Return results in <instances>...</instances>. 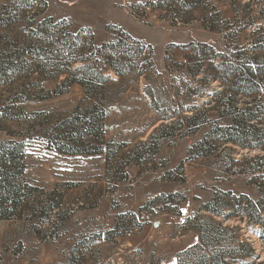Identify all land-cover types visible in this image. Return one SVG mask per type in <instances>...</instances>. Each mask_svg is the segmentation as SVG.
<instances>
[{"label":"rangeland","instance_id":"1","mask_svg":"<svg viewBox=\"0 0 264 264\" xmlns=\"http://www.w3.org/2000/svg\"><path fill=\"white\" fill-rule=\"evenodd\" d=\"M0 140V264L264 262V0H0Z\"/></svg>","mask_w":264,"mask_h":264},{"label":"trees","instance_id":"2","mask_svg":"<svg viewBox=\"0 0 264 264\" xmlns=\"http://www.w3.org/2000/svg\"><path fill=\"white\" fill-rule=\"evenodd\" d=\"M244 114L249 119L258 117L249 109ZM196 118L194 116L189 120L194 123ZM24 169L23 142L0 140V219L11 217L13 210L20 205L19 194L24 188L21 181ZM244 246L243 244L242 247Z\"/></svg>","mask_w":264,"mask_h":264}]
</instances>
